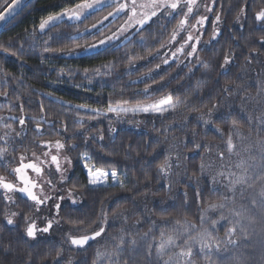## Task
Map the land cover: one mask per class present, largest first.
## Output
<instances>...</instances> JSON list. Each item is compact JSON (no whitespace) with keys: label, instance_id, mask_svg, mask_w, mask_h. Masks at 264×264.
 I'll return each mask as SVG.
<instances>
[{"label":"clouds","instance_id":"obj_1","mask_svg":"<svg viewBox=\"0 0 264 264\" xmlns=\"http://www.w3.org/2000/svg\"><path fill=\"white\" fill-rule=\"evenodd\" d=\"M204 14L213 21L206 35L201 27L199 50L194 56L188 54L192 49L177 55L166 75L156 72L149 83L160 86L151 91L143 78L161 63L154 54L170 43L171 24H153L141 33L148 48L136 51L148 63L139 66L129 65L124 56L131 48L121 49L118 43L63 55L95 59L80 67L68 61L56 67L51 57L49 63L38 53L19 56V48L10 49L20 36L0 39V50L13 52L12 63L19 68L17 74L0 61V97L5 98L0 102V176L11 179L21 157L46 161L43 174H33L43 186L42 208L24 193L13 194L11 203L0 199V264H99L97 251L107 253L103 264H168L178 248L157 254L154 246L162 234H176L179 247L191 245L199 253L192 264H264V203L258 195L259 181H264V0H220L214 13ZM78 30L83 34L84 25ZM57 31L64 34V43L70 41L66 34L72 29ZM29 56L38 57L39 65H30ZM102 63L112 64L110 78H85L84 68ZM29 69L45 80L29 76ZM65 84L85 92L98 87L96 106L78 103L79 94L77 99L65 98L67 92L58 95ZM117 99L130 105L170 103L160 112L111 116L104 106ZM10 116L27 117L28 123L21 127ZM229 140L233 151L226 146ZM53 155L59 157V170ZM84 156L89 163L118 170L120 182L92 185ZM239 160L248 161V174L256 180L234 192L228 174L237 171ZM61 203L62 209L51 214V233L36 240L27 236L30 221L44 223ZM237 212L243 213L242 232ZM9 216L14 223H7ZM185 221L194 226L190 232ZM233 226L238 231L228 244ZM97 231L105 234L85 249L70 243L71 237ZM199 233L221 241L220 247L204 256Z\"/></svg>","mask_w":264,"mask_h":264},{"label":"snow or ice","instance_id":"obj_2","mask_svg":"<svg viewBox=\"0 0 264 264\" xmlns=\"http://www.w3.org/2000/svg\"><path fill=\"white\" fill-rule=\"evenodd\" d=\"M20 4V0H2L0 2V21L7 19V14H10ZM220 6V0H210V4L204 3V0H82V2H75V0H65L60 4L61 11L52 12L46 17L40 19L38 25H34L31 30H26L25 34L21 36L19 41H13L8 45L10 49L19 48V56L27 54L38 53L43 57L45 62H49L50 55L62 54V55H74L78 52L86 50H93L102 48L106 45H110L113 41H119L121 37L127 40V44L124 49H128L131 46V51L125 52L124 59L129 61V65L139 64L143 61L137 54L136 49H147L148 41L141 36V33L149 29L151 25L156 24L157 27L169 28L168 36L170 43L163 45L154 54L157 59L161 61L157 65L156 69L149 74V77H144L145 84L148 86V90L151 91L153 87H159V84H150L149 78L154 79L156 72L161 69L162 65H169L171 57L173 61H176V56H183L188 49H192L188 52L189 55H195V51L199 50V44L201 37V27L205 28L208 23L209 15L204 13H214L216 7ZM89 10L101 11L102 15L97 16L94 20L88 23H84V20L88 18L87 14ZM123 17L119 24H116V19ZM67 17V20H65ZM112 18L111 22L106 25ZM170 18V19H168ZM258 19L262 17L258 16ZM217 21L219 17H216ZM166 20V23H165ZM71 21L72 23H68ZM80 25H84L83 34L78 30ZM67 27L72 31L66 34V38L72 42L83 39L85 43L76 47H69L67 43L63 42L64 34L60 31L53 32V29H63ZM107 27V31L105 28ZM195 33V35H193ZM134 34L140 39L134 41L130 38V35ZM151 34V33H150ZM205 34V33H204ZM89 36L95 37V39H88ZM155 43H162L157 40ZM174 48V51L172 49ZM163 49H171L168 52H162ZM167 53V54H165ZM16 58L13 52H4L0 50V61H3L5 66L8 63V57ZM50 63V62H49ZM115 61H113V64ZM56 66V65H52ZM57 67V66H56ZM67 67V65H65ZM113 71L112 64L102 63L100 67L89 65L84 68L85 78L92 79H105L108 77V73ZM63 73H58V77ZM166 75V74H164ZM160 83H164L163 80ZM4 100L5 98L0 97ZM170 100H162L157 105H130V102H126L117 99L114 103H108L104 107L108 113L116 116L120 115H135L139 112H148L151 109H155L160 112L164 110V106L169 104ZM129 105V106H126ZM19 108V105H17ZM80 107H89V105H81ZM94 112L98 115H103L100 112L99 107H94ZM0 119H3L0 117ZM10 120H16L15 117H9ZM79 123H84L83 120H79ZM5 124L7 121L4 122ZM16 123L23 127L28 123L27 117L24 119L16 120ZM2 143V141H0ZM227 148L229 151H233L235 146L231 140L227 142ZM57 147L62 148L63 145L57 142ZM223 158V156H221ZM21 163L12 169L11 179L5 176H0V199H5L9 203L12 202L10 197L13 194L19 195L24 193L35 205L43 207L45 199L43 198V186L38 180L33 179V174L40 176L44 172V163H38L35 158L25 161L24 157H21ZM57 170H59L60 162L59 157L53 155L51 157ZM84 167L88 171V180L92 185H102L106 183H112L116 181L119 183L120 173L118 170L113 169L109 171L107 168L97 166L94 162L89 163L87 156L83 157ZM237 171L228 174L229 183L233 186V191L239 190V186L248 185L250 181L256 180V177L249 176V169L251 165L246 160H239L235 165ZM258 195L261 197V202L264 203V181H259ZM51 203V201H49ZM223 207V205H219ZM63 204H56L49 214V218L44 223H37L35 220L30 221L26 227L27 236L32 237L34 240L39 239V234L51 233L55 225L52 221L51 214L58 213L62 209ZM242 212L235 213L237 217L236 223L240 225L239 230L242 232L245 228L243 219L240 217ZM8 224L14 223L11 216L7 219ZM183 227L186 230H190L194 227L187 221L184 222ZM238 229L233 226L226 237L228 244L232 243V237L237 234ZM105 234L104 231H97L91 235L71 237L70 243L77 249H85L91 243L92 240L102 237ZM199 249L200 253L204 256L211 255L209 250L220 247L221 241L215 240L206 233H199ZM176 246L178 250L175 256L168 260V264H192L193 257L198 255L192 250L191 245L187 247H179L176 234H162L160 240L155 244V251L159 255H164L169 249ZM107 253H101L97 251L96 255L99 259V264H103V258Z\"/></svg>","mask_w":264,"mask_h":264},{"label":"trees","instance_id":"obj_3","mask_svg":"<svg viewBox=\"0 0 264 264\" xmlns=\"http://www.w3.org/2000/svg\"><path fill=\"white\" fill-rule=\"evenodd\" d=\"M2 2V0H0ZM65 0H36L34 1L27 9H25L18 17H16L12 23H10L3 33L0 35V39H9L11 37H17V36H23L25 34L26 30H31L34 25H38L41 18L46 17L48 14L52 12H59L61 11L60 4L64 3ZM75 2H82V0H75ZM219 5L216 7L218 8ZM42 9H46V11H42ZM102 15L101 11H97L93 14H91L86 20H84V23H88L90 25V22L94 20L97 16ZM67 20V18H65ZM68 23H72L71 21H68ZM116 24L119 23V21H115ZM166 23V20H165ZM109 24V23H108ZM82 26V25H80ZM167 27H170V25H166ZM211 27H209L206 30L205 35L207 34V31L210 30ZM107 27L105 28V31H107ZM134 41H138L137 37L134 35L130 37ZM88 39H95V37L89 36ZM70 41H65V43H68ZM121 45V49H124V46L127 44V40L122 43H118ZM131 47V46H129ZM139 49V48H138ZM137 50V49H136ZM143 51V49H139ZM163 51V50H162ZM63 55L62 54H54L50 55L49 57L52 58V63L55 64L57 67L64 66L65 62L68 61L72 64L73 67H80L82 66L81 63H90L95 58L94 57H82L80 58V61L72 60L71 57H64L61 59ZM30 65H39V59L38 57H27ZM151 59V58H149ZM16 58L9 56L8 57V63L6 65V68L8 70H11L13 72L19 73L18 65L12 63V61H15ZM148 61H141L137 66L139 65H146ZM175 64H171V66L165 67L163 70L159 72L160 75L166 74V72L171 68L174 67ZM43 68H47L48 66H41ZM28 75L32 77H38L41 81L45 80V76L42 73L33 71L31 69L28 70ZM54 75V73H53ZM150 82V81H149ZM139 87H142L143 85L138 84ZM65 91H60L57 94L61 96H65V92L68 94L65 96L67 99H77V94H79L80 98L77 99L78 103H90L93 104V106H96V100L99 99V97H96V93L100 91V89L94 88L91 91H83L81 89L76 88H70L69 85L65 84L63 86ZM55 91V89H52ZM111 89H109L110 91ZM85 97H95V99H87L85 100ZM0 102H3L2 99H0ZM111 116H115L114 114H110Z\"/></svg>","mask_w":264,"mask_h":264},{"label":"water","instance_id":"obj_4","mask_svg":"<svg viewBox=\"0 0 264 264\" xmlns=\"http://www.w3.org/2000/svg\"><path fill=\"white\" fill-rule=\"evenodd\" d=\"M36 0H20L18 7L14 9L10 14H7V19L5 21H0V35L3 33L5 28L13 22V20L18 17L25 9H27Z\"/></svg>","mask_w":264,"mask_h":264},{"label":"rangeland","instance_id":"obj_5","mask_svg":"<svg viewBox=\"0 0 264 264\" xmlns=\"http://www.w3.org/2000/svg\"><path fill=\"white\" fill-rule=\"evenodd\" d=\"M95 12H97V11L89 10L87 16L89 17L91 14H93V13H95ZM65 18H67V17H65ZM122 19H123V17L121 16L120 18L116 19V21H119V23H120ZM168 19H170V18H168ZM111 20H112V18H110V20H109L108 22H105L106 25H107L108 23H110ZM212 21H213V17H212L211 15H209V20H208V23L205 25V30H207L209 27H211V23H212ZM119 23H118V24H119ZM205 33H206V31H205ZM132 36H134V34H131V35H130V37H132ZM125 41H126V40H125L123 37H121L119 41H113V43H122V42H125ZM168 51H169L168 49H163L162 52H168ZM172 51H174V48L172 49ZM170 64H176V61H173V60L170 59ZM167 66H168V65H162L161 69L158 70V73H159L161 70H163L165 67H167Z\"/></svg>","mask_w":264,"mask_h":264}]
</instances>
